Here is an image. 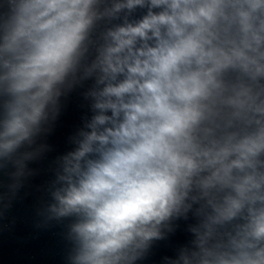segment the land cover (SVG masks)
Instances as JSON below:
<instances>
[{
	"label": "clouds",
	"instance_id": "1",
	"mask_svg": "<svg viewBox=\"0 0 264 264\" xmlns=\"http://www.w3.org/2000/svg\"><path fill=\"white\" fill-rule=\"evenodd\" d=\"M78 89L66 264H264V0H0V217Z\"/></svg>",
	"mask_w": 264,
	"mask_h": 264
}]
</instances>
